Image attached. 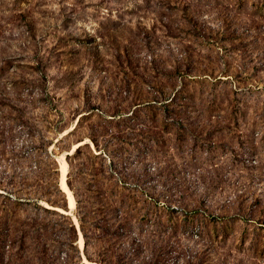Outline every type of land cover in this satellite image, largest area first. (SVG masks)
<instances>
[{
	"label": "rangeland",
	"instance_id": "374dc122",
	"mask_svg": "<svg viewBox=\"0 0 264 264\" xmlns=\"http://www.w3.org/2000/svg\"><path fill=\"white\" fill-rule=\"evenodd\" d=\"M0 264H264V0H0Z\"/></svg>",
	"mask_w": 264,
	"mask_h": 264
},
{
	"label": "trees",
	"instance_id": "16d2710c",
	"mask_svg": "<svg viewBox=\"0 0 264 264\" xmlns=\"http://www.w3.org/2000/svg\"><path fill=\"white\" fill-rule=\"evenodd\" d=\"M153 98L152 99H147L145 100L146 102H144V105L147 107V109H153V108H162V109H168L167 111L170 112L171 117L169 116V121L171 124H173L174 120H176V122L178 123V125H181L183 123V118L181 117V114H185L189 111V106H190V96L187 94V92H185L184 88L182 86L178 87V88H171V90L169 91H163L160 88H156L154 90V93L151 95ZM158 105L157 107L155 105ZM129 114L124 115L123 111L120 110H116L114 111V113L112 114L114 116V118H118V119H122L125 120L127 122H129L131 124L132 128H137L138 129V134L140 133H153V131L150 130L149 128V122H150V118L149 117H145V116H138L137 115V111H136V107H134L133 109H131L129 111ZM168 112V113H169ZM156 120H151V123L154 122ZM152 125V124H151ZM79 145L76 147L75 152L77 153L79 151ZM247 155L249 156L250 153H247ZM113 158V157H112ZM110 163V159L109 162ZM121 170V169H120ZM119 169H114L113 174L115 176H117V178L119 179V181L121 183H125L127 184V180H129L130 178H133V175L130 173H122ZM134 180V179H132ZM44 190V189H41ZM59 192L60 189H58L57 186H54L53 191L55 192ZM27 195H32L34 193H26ZM37 198L42 196V194H38L36 195ZM22 198H29V197H22ZM36 198V197H35ZM60 199L57 200H48L50 202H54V203H60L59 201ZM13 201H20L19 197L14 195L13 196ZM36 202V201H35ZM61 207H65V204L60 203ZM53 208H55L56 210H59L57 208H60V206H54ZM44 210H47L46 208H43ZM62 209V208H61ZM253 212V210L251 211ZM6 227V225H5ZM4 233L3 235H8L10 230L9 228H5L4 229Z\"/></svg>",
	"mask_w": 264,
	"mask_h": 264
},
{
	"label": "bare ground",
	"instance_id": "6f19581e",
	"mask_svg": "<svg viewBox=\"0 0 264 264\" xmlns=\"http://www.w3.org/2000/svg\"><path fill=\"white\" fill-rule=\"evenodd\" d=\"M83 142L84 141H79V142L73 144V146L71 147V149L68 152H72L79 144H81ZM59 165H60V172H61L60 182H59L60 189L66 195L67 205H68L69 210L71 211L75 207V198L72 194V191L69 189V187L67 186L66 181H65V176H66V172H67V163L63 158V154L59 158ZM57 209H59V211H65L61 208H57ZM74 221L78 227V222H77L76 218H74ZM78 236H79V239H78L79 245L81 248H83V236H82V233H81L79 228H78ZM84 260L86 261V259H84Z\"/></svg>",
	"mask_w": 264,
	"mask_h": 264
}]
</instances>
